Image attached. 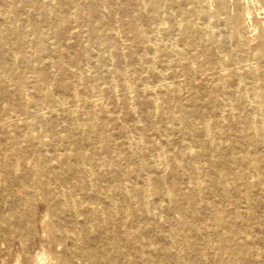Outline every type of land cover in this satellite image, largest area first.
<instances>
[{
  "label": "rangeland",
  "instance_id": "rangeland-1",
  "mask_svg": "<svg viewBox=\"0 0 264 264\" xmlns=\"http://www.w3.org/2000/svg\"><path fill=\"white\" fill-rule=\"evenodd\" d=\"M164 2L155 12L149 0H0V43L8 50L6 60L13 62L16 56L21 54L24 56V61L15 63L12 69L5 71L0 69V80L5 83L10 94L6 103L7 110L10 116L17 115L20 118L19 124H10L4 134L0 133V149L5 154H10L11 160H7L11 162L15 156L11 154L12 145L22 146V169L25 164L37 161L34 158L37 156V153H34L36 147L31 144V139L37 135V127L31 125L24 106L28 101L40 102V96L46 90L47 83L53 84L58 77L64 82H72L78 89L80 98L85 96L87 100L94 98L98 100L99 104L95 110L98 125L88 128L83 124L80 113L78 120L72 121L63 109L56 106L54 109L56 119L49 122L41 121L44 130L48 131L45 140L48 142L52 136L54 138L52 145L46 148L62 155L70 152L71 146L82 143L85 151L93 152L94 159L103 162L89 175H84L89 184L85 186L86 189L80 190L75 184L80 174L68 170L64 162L47 159L45 154L48 152L41 149L39 163L50 170L43 176L55 193L60 190L70 191L75 201H82L86 205L88 194L116 195L123 186L128 189L136 187L144 192L146 188L144 183L147 182L149 188L147 191L151 192L150 204L156 207L157 213L163 214L165 211L170 213L167 216L170 222L167 219L160 222L161 227L151 225L149 229L141 228L140 225L144 238H150L149 241L154 247L162 252L170 251L167 256L162 252L156 256L155 259L160 260L162 264H264V240L260 237L264 236V227L260 228V231L250 230L251 234L258 232L254 235L258 237L247 240L250 248L230 254L231 252L222 246L234 247V241L222 237L225 233L222 225L207 215H201L198 220H192L191 217L188 221L178 219L177 213L168 208V199L164 196L158 198L151 182L152 176L157 175L163 185L170 183L172 155L183 148V143L190 141L189 137L182 136L173 129L169 112L176 108L172 101L163 100L165 88L159 86L157 79L148 71L150 66L158 68L161 63H169L163 70V83L171 85L169 89L171 94H176L179 102L187 109V97L189 93H194L201 110L208 115L210 124L213 125L216 121L215 127L226 132L221 156L226 162L223 167L229 168L226 169L229 171L228 174L243 172L247 173L252 181L259 179L260 175L252 173L251 168L237 158H240L243 150H248L249 155L254 158L260 157L263 153L255 148L260 143L250 141L245 135L246 131L238 119L242 113L237 107L240 102L245 105L244 110L249 112L252 109L256 99L253 90L247 89L242 98L235 95L230 99L236 105L233 110L235 118L229 116L226 107L229 101L224 96L213 99L207 97L215 81L213 78L204 79L199 75V63L194 59L199 47L194 40L188 43L183 40L177 24L178 22L183 24L185 19L201 21L196 11V0ZM42 7L49 11L46 17L42 13ZM208 8L209 10L214 8L213 0H208ZM243 8L245 11L248 10L243 30L253 37L260 33L264 35V7L257 0H245ZM12 22L16 23L20 31L18 33L22 35L21 54L15 49L18 38L10 31ZM137 27L145 30L146 38L143 40L135 36ZM92 28L96 38L89 39ZM163 29L170 33L162 31ZM254 42L255 40H251L250 45ZM158 43L165 45L166 50L170 52L168 56L158 58L164 49H156L154 52L158 57H151L147 46L152 44L157 47ZM178 48H184L187 52L177 53ZM211 59L209 61H212ZM183 63H189L192 68L190 78L182 72ZM87 68H90V72H83ZM38 71L43 73L45 85L38 79ZM119 71L126 75V80L118 77ZM251 79L250 76L244 78L245 81ZM21 82L22 92L17 95L16 87ZM173 87L176 88L175 92L172 91ZM212 102L218 103L216 112L208 107ZM78 108L84 110L92 107L80 103ZM28 109L33 110L32 107ZM259 113L255 112L256 118ZM41 114L44 120L49 117L47 107L43 104ZM190 121L195 126L192 134L202 139V133L197 127L198 120L191 118ZM121 125L126 128V132L121 131ZM84 130L92 132L89 142L80 139ZM20 132L22 137L19 135ZM102 134L108 136L112 158L107 157L100 147L99 137ZM135 142H138L139 147H130ZM157 146L159 148L156 149ZM204 149L207 153L211 151L208 148ZM161 152L164 153L162 160L158 159ZM229 153L230 159L227 158ZM210 159L209 155L203 156L198 162L201 178L205 183L219 168L218 164L210 162ZM139 160L146 163L148 171L140 173L135 171ZM258 170H261V167ZM178 179L180 185L189 187L190 183L185 175L178 176ZM97 183L99 187H94ZM5 188L8 186H4ZM245 188L254 187L246 185ZM31 189L32 187L28 185L22 187L24 198L22 216L27 222L22 225L20 231L13 236L9 235L0 223V264H65L63 260L55 258L54 252L58 249L49 243L48 231L44 230V225L49 222V216L41 222L45 212L44 202L37 194L25 198L26 192ZM228 190L234 195L235 189L231 185H228ZM243 192L239 193L240 198L236 203L245 206L249 201ZM209 194L212 195L210 199L217 200L213 193ZM233 200L232 197L230 201L223 203L228 207L224 213L229 216L236 214L235 210H238L236 208L232 211ZM117 201L122 199L119 198ZM0 209L2 211L4 208ZM263 209H259L260 213ZM137 212L142 214L140 210ZM1 214L4 218L11 216L7 209ZM87 215L86 210L78 212L76 216L67 214L68 220L74 222L66 224L69 235L73 230L80 231L81 227L85 226L87 233L82 232L80 236L87 240L91 238L97 240L98 236H110L109 230H100ZM31 216L34 223L30 219ZM102 218V221L105 220L104 216ZM232 219L235 227L242 228V233L249 232L241 223L240 217ZM199 226L203 228V233L195 232ZM187 227H190V230L186 231ZM217 228L222 231L219 235L215 230ZM71 242L70 238L67 239V243ZM174 251L179 254L175 255Z\"/></svg>",
  "mask_w": 264,
  "mask_h": 264
},
{
  "label": "bare ground",
  "instance_id": "bare-ground-1",
  "mask_svg": "<svg viewBox=\"0 0 264 264\" xmlns=\"http://www.w3.org/2000/svg\"><path fill=\"white\" fill-rule=\"evenodd\" d=\"M164 1L170 2V0H149V3L152 10L157 12L160 5L165 3ZM213 1L214 8L209 10L208 0H196V11L201 21L185 19L183 24L181 22L177 24L183 40L187 43L194 40L199 47L198 52L194 55V59L199 63V75L204 79L213 78L215 81L212 91L207 94L209 99L224 96L229 101L226 103L229 116L235 118L233 110L236 105L230 99L235 95L242 98L247 89L253 90L256 99L252 104V109L249 112L244 110L245 105L240 102L237 107L241 109L242 113L238 119H240L243 129L246 131L244 132L245 135L250 141L260 143L255 148L263 153L260 157L254 158L249 155L248 150H243L242 155L237 159L251 168L252 173L260 175V178L252 181L247 173L228 174L229 171L226 169L229 168L225 169L223 167L226 162L222 160L223 156H221L226 132L215 127L216 121L213 125L210 124L208 115L201 110L194 93H189L187 97V109L179 102L176 94H171V91H169L171 85L163 83V70L169 66V63L165 62L161 63L158 68L157 66H150L148 71L157 79L158 85L165 88L163 100L172 101L176 108L169 112L173 129L182 136L189 137L190 141L183 144L181 142L183 148L175 151L172 155V165L169 170L170 183L163 185L161 178L157 175L152 176L151 182H153L158 198L164 196L168 199V208L170 207L175 214L177 213L178 219L182 218L188 221V218L191 217L192 220H198L201 215H207L208 218L222 225L225 228L222 237L234 241V247H222L232 254L250 248L247 240L258 237L254 236L258 232L251 234L250 230L260 231V228L264 227V209L261 213L259 211L260 208H264V35L260 33L253 37L243 30L245 16L248 17V10L245 11L243 8L245 0ZM257 1L264 7V0ZM42 13H44V17L49 15V11L45 8H43ZM132 24L134 26V22ZM10 31L18 38L15 49H18L19 54H21L22 35H19L20 31L16 23L12 22ZM162 31L170 33L168 30L163 29ZM95 35L96 33L92 28L89 32V39L96 38ZM135 36L139 40H143L146 38L145 30L137 27ZM192 36L195 38L192 39ZM251 40H255L253 45H250ZM147 48L150 50L152 58L158 57L154 52L156 49H164L158 58L168 56L170 53L166 50L165 45L159 43L157 47L150 44ZM7 51L0 43V69L2 71L10 70L15 63L24 61L22 54L13 58V62L7 61ZM186 52L187 50L184 48H178L177 50V53L184 54ZM209 59L212 61H209ZM249 59L254 61L250 62ZM182 69V72L189 77L192 72L190 64L183 63ZM83 72H90V68ZM37 76L42 82L41 84L45 85L43 73L38 71ZM246 76H250L252 79L245 81ZM118 77L126 80V75L120 71ZM46 87V90L40 96V102L28 101L24 106L31 125L37 127V135L31 139V144L36 147L34 153H37V156L34 158L37 161L25 164L22 169V146L12 145L10 148L11 154L15 156L11 162L8 161L11 160L10 154L7 155L0 149V154H2L0 157V207H3V210H9L11 215L10 218H4L1 214L3 210L0 209V223H2L4 231L13 236L27 222L22 216V201H24L22 187L28 185L32 189L26 192L25 198L28 199L37 194L45 204V212L41 222L46 216H49V222L44 225V230L48 231L49 243L55 245L56 250L58 249L54 252L56 259L63 260L65 264H162L160 260L155 259L162 251L151 244L150 238H144L141 228L148 227L150 229L151 225L161 227L162 224L159 223L167 221V216L170 213L168 211L163 214L157 213L156 207L150 204L151 192L147 191L149 189L147 188V182L144 183V187H146L144 192L136 187L128 189L123 186L122 190L116 195L88 194L89 199L86 205L82 201H75L72 192L60 190L55 193L54 189L48 185V181L43 174L50 170L48 167H42L39 163L41 149L48 152L45 154L47 159L64 162L68 170L80 174L79 178L75 180L76 187L80 190L86 189L89 184L84 175H89L103 161L95 160L93 152L85 151L82 143L71 146L70 152L62 155L54 153L55 150L53 149L46 148V146L52 145L54 138L52 136L48 142L45 140L48 131L44 130L41 121L55 120L54 109H56V106L63 109L72 121L78 120V114L80 113L83 124L88 128L97 126L99 122L95 113L97 104H99L98 100L95 98L87 100L85 96H83L84 99L83 97L80 98L79 91L72 82H64L58 77L53 84L47 83ZM22 88V82L18 83L16 87L17 95H20ZM175 90L176 88L173 87L172 91L175 92ZM9 98L10 94L6 85L0 80V133L3 134L10 124L20 123L19 116H10L7 110L6 103ZM80 103L92 108L81 110L78 108ZM42 104L47 107L49 117L46 120L42 119ZM217 104L212 102L208 107L216 112L219 107ZM28 107H32L33 110H29ZM20 112L22 113V110ZM255 112H260L257 118L254 115ZM191 118L198 120L197 127L202 133V139L192 134L195 126L190 121ZM121 131L126 132V128L122 126ZM68 132L72 133L71 131ZM91 133L89 130H84L80 135V139L89 142ZM19 135L22 137V132ZM99 142L107 157L112 158L108 136L100 135ZM128 143H130L129 140ZM134 146L139 147L138 142L131 144L130 147ZM202 147L208 148L211 153L205 152ZM208 155L211 157L210 162L217 163L219 168L215 170L214 176L205 183L204 179L201 178L198 162L203 156ZM230 155L231 153L228 154L227 158L230 159ZM163 157V152L158 154V159L162 160ZM259 167H261V170H258ZM145 170L148 171L146 163L139 160L136 163L135 171L140 173ZM142 173L144 174V172ZM182 174L190 183L189 187L180 185L178 176L181 177ZM239 179L242 181H237ZM228 185L235 189L236 193L234 192V195L229 192ZM246 185L254 188L246 189ZM4 186H8V188L4 189ZM94 187H99L98 183ZM244 189L245 192H243ZM240 192L245 193L249 201L245 206L236 203L238 202L237 199L240 198ZM209 193H213L217 200L210 199L212 195ZM232 197L234 199L231 206L232 211L236 208L238 210H235L236 214L229 216L224 213L228 207L224 206L223 203L230 201ZM119 198L122 201L118 202L117 199ZM83 210H86L87 217L94 221L100 230H109L111 232L110 236H98L97 240L94 238L87 240L80 236L82 232L87 233L85 226L81 227L80 231L73 230L69 235V228L66 224L74 222L68 220L67 214L76 216L78 212L80 213ZM137 210H140L142 214L138 213ZM102 216L105 217L103 221ZM234 217H240L241 223L248 228L249 232L242 233L241 227H235L234 219H232ZM30 219L34 223L32 216ZM202 229L201 226L196 227L195 232L203 233ZM188 230H190V227L186 228V231ZM215 230L218 235L222 233L218 228ZM260 237L264 240V236ZM69 238L72 241L71 243H67ZM169 252V250H165L162 253L167 256ZM174 254L178 255L179 253L174 251Z\"/></svg>",
  "mask_w": 264,
  "mask_h": 264
}]
</instances>
